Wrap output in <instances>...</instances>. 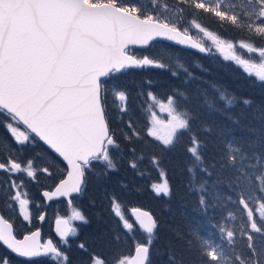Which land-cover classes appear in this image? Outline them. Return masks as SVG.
<instances>
[{"label":"snow or ice","instance_id":"1","mask_svg":"<svg viewBox=\"0 0 264 264\" xmlns=\"http://www.w3.org/2000/svg\"><path fill=\"white\" fill-rule=\"evenodd\" d=\"M176 3L179 10L175 18H162L157 11L160 0H0V126L5 127L18 146L8 158L0 159V173L7 174L6 204L14 207L13 202L18 201L25 222L30 220V201L21 197L16 180L19 175L34 179L42 172L51 176L50 168L66 162L67 178L60 180L54 192L42 193L52 199L71 194L83 197L90 181L101 186L120 171L125 150L116 129L110 125L113 112L122 124L130 111L131 91L121 79L123 74L129 69L156 68L180 81L170 86L167 104L160 103L170 117L165 131L160 134L156 125L162 122L155 116L148 131L149 136L160 142L149 163L162 179L148 186L155 198L162 197L165 201L160 213L133 207L134 225L122 211L129 203L128 197L143 195L145 191V185L136 183L137 179L150 175L140 167L149 146V142H144L139 151L135 146L128 150L131 158L127 166L133 178L125 174L111 189L100 187L99 193L109 214L123 221L125 237L134 226L138 227L141 237L134 238L135 255L123 257L118 247L120 232L104 231L78 244L88 255L75 264H264V91L257 100L202 81L176 47L206 54L210 51L202 43H188L191 40L188 27L181 30L189 9L212 14L221 24L227 21L246 29L251 42L239 46L257 54L261 62L250 64L237 56L232 59L249 76L255 69V86L264 90V46L255 43L264 40V0H243L246 6L243 9H238L232 0L230 10L225 9L227 0H215L214 6L212 0H176ZM192 23L217 45H223L200 23L195 20ZM129 45L144 46L143 54L133 53ZM227 48L234 49L233 43H228ZM162 54H167L172 63L166 62ZM192 66L208 71L199 62H193ZM196 80L208 87L191 89L189 85ZM155 86L153 80H145L138 95L142 96L143 88L147 87L148 98L156 103L157 93L152 91ZM121 101L125 102L123 106ZM233 110L238 111L233 114ZM217 115L229 124L219 125L213 119ZM20 124L27 131H19ZM194 124H197L195 131ZM127 127H133L131 119ZM237 130L244 135H235ZM133 137L143 141L135 130L131 135L123 131L125 141L132 142ZM41 143L46 147L40 152L24 155V149ZM181 155L184 161L180 173H187L183 187L187 195L197 197L196 210L205 215L216 208L220 198L236 205L228 218L235 219V212H240L243 219L246 213V222L240 229L246 242L238 245L236 231L225 229L219 222L216 228L220 243L206 239L191 223L187 232L168 229L175 241L162 236L165 231L162 225L167 221L161 217L164 213L171 217L174 212L173 188L164 163ZM44 157L51 163L45 161L37 168L36 161ZM19 183L23 185L22 180ZM95 204L93 199L92 206ZM100 215L98 212L97 217ZM74 218L89 223L80 211L74 213ZM39 219L43 221L44 215ZM56 224L60 246L51 240L41 244L39 230L18 239L13 225L0 218V264H13V256L24 258V264H33L34 258L39 257L50 258L55 264H73L66 237L78 236V231L67 227L66 220L57 219ZM61 224L66 227L61 229Z\"/></svg>","mask_w":264,"mask_h":264},{"label":"trees","instance_id":"2","mask_svg":"<svg viewBox=\"0 0 264 264\" xmlns=\"http://www.w3.org/2000/svg\"><path fill=\"white\" fill-rule=\"evenodd\" d=\"M160 2H163L179 10V5L176 3V0H160ZM188 12H191V15H189ZM188 12L185 13L186 20H195L197 23H200L201 26L205 28V30L215 32L219 39H225L235 44L251 42L252 37L246 29L234 27L229 22H223V24H221L218 18H216L214 15L204 13L202 10L189 9ZM255 43L258 46H264V40H256ZM179 50L181 51L183 57L186 58L188 67L197 77H200L202 81L216 83L229 89L230 91L236 92L237 95L252 96L257 100L262 98L261 92L264 90L255 86L257 79H255L253 76H249V74L240 66L235 65L230 61L226 62L220 57L210 56L211 54L207 56H201L194 52L182 49ZM170 60L171 59H167L165 61L172 63ZM193 62L202 63L204 67L208 69V71L204 72L198 70L196 67L192 66ZM173 67H175L174 64ZM121 79L128 84V87L131 91V99L129 100L131 111L129 114L124 116L122 124L115 119V115L112 113L110 126L116 129L117 136L120 139L121 144L124 146L125 159L121 163L120 171L118 173L112 174L110 179L105 181L101 186H97L94 180L90 181L86 194L83 197H78V199H80L78 200L76 207L80 209L81 213L88 218L89 223L84 224L81 227H77L78 236H76L77 238L75 237L76 239L74 240L73 247L78 248V244L80 242L84 241L85 239L94 238L104 231H109L111 234L112 230H116L120 232L121 235H123L118 247L120 248V251L125 254V256H129L135 246L134 238L137 239V235L141 233L134 226L131 232L128 233L127 237H125L121 228L123 221L120 222L118 218L110 215L108 206L106 204H102L99 196L100 187L107 186L111 189L115 186L116 181L125 174L129 179H132L133 173L127 166V161L131 158L128 150L135 146L139 151L140 149L144 148V142H149V146L145 149V159L140 164V167L142 169H146L150 175L145 176L143 179L136 180L137 184L145 185L144 194L128 197L129 203L126 206H140L146 210H151V212L154 214L160 213L161 205L165 201L162 197L155 198L148 187L153 181L160 182L162 179L159 171L154 169L149 163L151 155L156 151V145L159 143L154 137L149 136L147 132H144V129L148 128V112L144 104V96L146 91L148 93L149 89L147 87L143 88L142 96L138 95V93L141 90V86L144 85V81L151 79L156 82L155 88L152 89V91L157 93L156 103L165 104L167 103L168 95L170 93V86L173 84H179L180 81L174 80L169 72L161 69L147 71L144 73H140L138 71H127L126 74L121 76ZM181 79H183V74H181ZM201 80L193 81L189 87L191 89H195L196 87L207 88L208 85L206 83H202ZM209 92L211 94L210 89ZM236 111L238 110H233V114H235ZM127 116H131V120L135 128H137L140 123L141 128L136 132H138L140 136L143 137V141H136V139L133 138L132 142L126 143L121 140L119 130H124V123L127 122ZM213 119H215L219 125L229 124V122L224 119L223 116L217 115L214 116ZM0 127L5 129L3 126ZM196 128L197 124H194L193 130L195 131ZM234 134L237 136L244 135V133L239 130H237ZM186 137L185 140H187ZM201 138H204L203 134H201ZM209 139H214V137ZM4 144L5 143H2V145ZM4 148L10 149L9 146ZM40 150V147L34 148L35 152H40ZM2 158L3 155H0V159ZM183 161L184 157L181 155L179 157L173 156L171 162L165 160L164 163V166L168 169L167 179L173 188V198L171 204L174 212L171 217H169L167 213H164L161 217L162 220L167 221L166 224L162 225V227L165 229V231L162 232V236L166 239H172L175 241V236L171 231H168V229H179L181 232H187L188 225L191 223V225L196 227L200 234L206 239H210L215 243H220L219 232L216 228V225L219 222L222 226H224L225 229H233L236 231V239L238 244H240L241 241L246 242V237H243L240 234V229L246 222L245 213L243 219L241 218L240 212H235V219L228 218L229 211H234L236 205L231 204L224 198H220L216 208L209 210L205 215H201L200 212L196 210L198 207L196 203L197 197L195 195H187L186 189L183 187V182L187 180V173H180V168L183 167ZM93 199L96 201L95 207L92 206ZM182 203L186 206L182 207ZM240 207L242 208V206ZM98 212L101 213L99 218L97 217ZM86 255L87 253L81 252L78 255H70V257L73 264H75L78 259H86ZM41 263L47 264L45 261L33 262V264ZM13 264H24V262H19L13 259Z\"/></svg>","mask_w":264,"mask_h":264},{"label":"rangeland","instance_id":"3","mask_svg":"<svg viewBox=\"0 0 264 264\" xmlns=\"http://www.w3.org/2000/svg\"><path fill=\"white\" fill-rule=\"evenodd\" d=\"M206 2H207V0H206ZM214 2H215V0H212L213 6H214ZM235 5L237 6L238 9H243L244 7H246L243 4V0H235ZM231 7H232V0H227V3L225 4V9L230 10ZM157 11L162 13V18L164 16L169 17V18H175L176 14L178 13V9L171 7V6H169L163 2H160V5H159V8L157 9ZM238 14H239V12H238ZM192 21L193 20H186V16H184V25L182 26L181 30H183V27H188L189 32H190V36L193 37L195 40H197L199 43H202L206 49L210 50L207 53V55L211 54L210 56L220 57L222 60H224L226 62L230 61V62L234 63L235 65L240 66L243 70H245L244 67L242 65L236 63V61L232 59L233 56H237V57H240L242 59H245L250 64H258L261 62V60L258 58L257 54L248 53L247 50L245 48H241L239 46V44L233 43L234 49L229 50L227 48V44L231 43V42H229L228 40H225V39H220L223 41V45L222 46L217 45L211 39V37H206L204 35V33L200 32L198 29H196L194 24L192 23ZM225 22H227V21H225ZM206 31L211 32L212 35H214V36H217L215 32H212L210 30H206ZM162 56L165 60L169 59L167 54H162ZM226 57H227V59H226ZM170 61H172V60H170ZM155 70H157V69L156 68H148V69H145V72L155 71ZM251 76H253L255 79H257V77L255 75V69H252V75ZM144 88H146V87H144ZM119 103L123 106L125 102L121 101ZM144 104H145L146 110L148 112V117H147L148 128L144 129V132L148 133L149 129H151L153 127L152 117L155 116V119L157 121L162 122L161 124L156 125V127L158 128L160 134H163V132L165 131L164 125L167 124V122L170 119L167 109L166 108L161 109L160 104L153 103L152 100H150L148 98L147 91H146L145 96H144ZM166 104L167 103H165V105ZM128 106H129V102H128ZM129 108H130V106H129ZM130 111L127 114H129ZM113 113L115 115V119L117 120V113H115V112H113ZM129 119H131V116H127V122L124 123V130H122V129L119 130L121 140L123 142H126V143H128V142L125 141L123 138V131H127V133L129 135H131L133 130L137 131L141 128L140 123H139V126L137 128H135L134 126L132 128H128L127 125H128ZM132 125H133V123H132ZM18 130L19 131H26L21 126H18ZM0 132H1V134H0V153H2V155H3L2 159H6V158H8V155L10 153H13L14 149H16L18 146L15 144L14 138L9 134V132L6 129H3L2 127H0ZM133 138H135V137H133ZM156 141L158 143H160L158 140H156ZM2 143H5V144L2 145ZM7 143H9V144H7ZM8 146L10 147V149L4 148V147H8ZM38 147L39 146L34 147V148H38ZM34 148L29 147V148L24 149V155L25 156H31L34 153H37V151L36 152L34 151ZM45 161H47L49 164L51 163V161L48 160V157H44L43 160H37L36 161V167L37 168L42 167L43 164L45 163ZM50 171L52 173L51 176H48V175L41 172L34 179L27 178L26 174L25 175H19L18 177H16L17 186L19 188L21 197L26 198L30 201V203L28 205L30 220L27 222L23 221V217L20 213L18 201L13 202L15 205L14 207L6 204L4 197H6L8 195L7 174L0 173V185H3V196H0V210H1L2 216L6 220L15 223L18 227H21L24 231L25 230L30 231V230L36 228L38 219H39L41 213H43V212L45 213L44 225L46 226V229L48 232L51 230L53 221L55 219L57 220L58 217L66 218L69 221L68 225H71L70 228L77 229V227H81L85 224L82 221H79V220L74 218V213L76 211H80L76 207V205L78 204V200L80 199V198L78 199L79 196H76L75 198L71 197L70 204H72V207H70V208L68 206H64V203H65L64 201H63V203H58V204H60V207L58 205H56V206H53L52 209L45 208L44 202H43V200H41V198L39 196L40 191L41 190H46V191L51 190L53 188V186L55 185V183L65 173L64 168L60 164L56 168H50ZM21 180L23 181V185H20V183H19ZM37 204L39 205V207L36 206ZM132 207L133 206H128V207L125 206L124 208H122V211L124 212L126 218L129 220V222H131L135 225V223L133 222V220L131 219L130 214H129V212L132 210ZM125 208H127V209H125ZM245 215H246V213H245ZM121 228H122V225H121ZM136 228L138 229V227H136ZM72 236L73 235H71L70 237H72ZM121 237H123V235H121ZM140 237H141V234H138L137 239H139ZM235 240L237 243L236 237H235ZM225 250L227 251V249H225Z\"/></svg>","mask_w":264,"mask_h":264},{"label":"water","instance_id":"4","mask_svg":"<svg viewBox=\"0 0 264 264\" xmlns=\"http://www.w3.org/2000/svg\"><path fill=\"white\" fill-rule=\"evenodd\" d=\"M192 42L198 43V42L194 41V40L191 38V40H190L188 43H192ZM177 46H178V47H181V48H184V49H188V50L193 51V52H196V53H198V54L206 55V53H200L199 51H197V50H195V49L185 48L184 46H179V45H177ZM129 47H135V48H138V49H144V46H141V45H129ZM21 125H22V124H21ZM24 127H25V126H24ZM60 160L62 161V158H60ZM63 164L66 166V162H63ZM66 178H67V172H66L65 177H64L63 179H66ZM59 182H60V181H59ZM59 182H58L57 184H59ZM57 184H56V185H57ZM56 185H55V187H54L51 191H49L50 193L55 191ZM43 192H44V191L41 192V196L43 197V199L45 200L46 203H48V202H50V201L58 200V199H65V200H68L72 195H76V194H71L70 196H64V197H53L52 199H47V198H45V197L43 196V194H42ZM0 218H2V217L0 216ZM133 218H134V217H133ZM134 219H135V218H134ZM57 227H58L57 224H55L54 229H55V231H56V234L59 235V233L57 232ZM59 227H60L61 229H64L66 226H65L64 224H61ZM67 227H68V225H67ZM59 236H60V235H59ZM22 238H23V236H22L20 239H22ZM49 240H50V239H47L44 243H47ZM134 255H135V252H134L133 256H134ZM19 259L24 260V258H19ZM34 259H36V258H34Z\"/></svg>","mask_w":264,"mask_h":264}]
</instances>
